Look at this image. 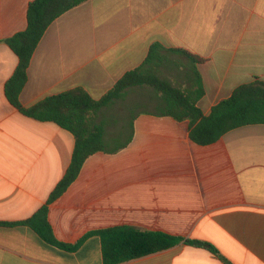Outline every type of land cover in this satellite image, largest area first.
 Listing matches in <instances>:
<instances>
[{"label":"crops","instance_id":"obj_1","mask_svg":"<svg viewBox=\"0 0 264 264\" xmlns=\"http://www.w3.org/2000/svg\"><path fill=\"white\" fill-rule=\"evenodd\" d=\"M32 1L0 0V264H105L96 234L67 251L19 223L47 203L76 143L56 123L22 114L5 94L18 64L6 40L27 28ZM156 43L204 60L197 64L205 88L198 106L209 115L237 87L264 80V0H88L45 32L21 103L30 107L76 88L98 100ZM171 56L186 60L178 69L169 65L178 74L193 67ZM177 80L191 86L186 77ZM156 98L152 89L136 87L100 111L108 150L89 156L49 204L56 238L72 245L126 226L182 240L119 264H225L186 240L212 245L231 264H264V124L199 145L188 120L155 113Z\"/></svg>","mask_w":264,"mask_h":264},{"label":"trees","instance_id":"obj_2","mask_svg":"<svg viewBox=\"0 0 264 264\" xmlns=\"http://www.w3.org/2000/svg\"><path fill=\"white\" fill-rule=\"evenodd\" d=\"M86 1L88 0H33L27 11V28L6 40L18 58L17 67L5 87L8 101L27 117L54 122L70 131L76 140L71 164L47 203L31 218L19 223L31 227L45 242L67 251L76 250L88 236L96 234L101 240L104 263L119 264L171 248L182 238L126 226L89 233L72 245L56 238L49 222V204L61 197L75 182L89 156L108 150L104 129L96 121L100 111L124 98L128 90L148 87L157 97L156 114L170 116L177 121L188 120L191 140L199 145H210L237 128L264 124V80L256 77L237 87L229 98L220 101L209 115H205L198 106L205 88L197 69V64L204 60L184 49L166 48L156 43L151 46L145 62L139 68L126 73L98 100L84 89L76 88L48 96L30 107L23 106L20 97L28 81L29 65L45 32L62 14ZM170 54L179 55L192 63L193 67L187 72L178 74L175 71L176 78L186 77L191 82L190 87L184 88L165 75L170 64L177 69L180 67L169 58ZM185 242L206 248L225 264H231L215 247L206 242Z\"/></svg>","mask_w":264,"mask_h":264},{"label":"rangeland","instance_id":"obj_3","mask_svg":"<svg viewBox=\"0 0 264 264\" xmlns=\"http://www.w3.org/2000/svg\"><path fill=\"white\" fill-rule=\"evenodd\" d=\"M171 59H172L173 62H178L179 64H183L184 60H185V59H182V58H178V56H171ZM165 75L168 76L171 80H173L174 83H178L179 82L177 80L176 76H175V70H173L172 67H169V68H167L165 70Z\"/></svg>","mask_w":264,"mask_h":264}]
</instances>
